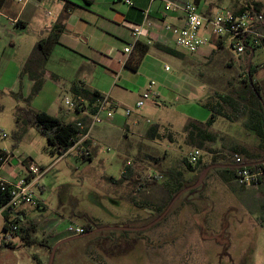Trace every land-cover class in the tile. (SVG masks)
<instances>
[{"label":"rangeland","instance_id":"obj_1","mask_svg":"<svg viewBox=\"0 0 264 264\" xmlns=\"http://www.w3.org/2000/svg\"><path fill=\"white\" fill-rule=\"evenodd\" d=\"M252 3L264 5V0H199L198 6L207 12L218 9L236 11ZM15 4V0H8L6 6L0 9V72L7 65L20 63L19 56L25 49L27 51L32 36L30 31L21 28L16 31L11 23L13 13L9 6ZM208 48L213 50L215 47L211 45ZM172 49L184 54L185 58L178 59L151 48L145 66L138 72L139 81L136 84L145 91L148 84L154 82L152 92L158 96L161 94L159 91L163 92L159 99L152 95L139 113L147 115L154 124L172 125L175 142L171 144L166 140L155 146L159 148L161 157L166 151L168 154L160 162L161 167L167 169L172 165L178 170L184 168L176 161L192 149L182 144L186 120L205 122L210 114L201 106V102L213 92L224 90L227 82L242 76L244 62L233 55L226 45L222 52L214 55L209 52L204 57H199V53L188 54L174 44ZM251 64L262 66L264 71L263 49H255ZM166 66L169 71H165ZM10 72L6 71L0 88L3 84L9 87L11 80L18 81L19 74L16 77ZM260 76H263L262 72ZM169 78L178 85L181 93L190 92L188 97L178 95L174 103H163L165 81ZM28 84L24 78L17 86L16 82L12 84V90L5 88L0 92V150L12 153V158L16 157L18 164L14 167L22 173L26 164L46 170L39 182L42 195H39V189L36 192L45 210L34 206L21 208L26 210L28 219L38 224L32 237L53 245L51 237L56 231L68 234L69 226L86 228L92 223L98 228L140 229L153 222L157 218L155 209L136 208L125 198V194L134 191L131 189L136 177L126 184H112L109 181L120 180L128 163L134 166L139 144L144 143L142 139L136 134L128 133L125 136L120 128L104 122L91 130V161L80 160L76 150L65 156L51 154L46 139L34 128L28 127L24 131L16 128L14 113L26 108L27 104L13 98L10 93L19 92L24 98L29 93ZM121 84L122 81L117 82L118 87ZM118 87L114 91L116 96L126 106L133 107L136 95L125 93ZM42 92L39 98H33L35 104L32 106H48L52 89L45 84ZM54 97L53 113L62 118L69 111L64 104L65 99H72L67 85L61 86ZM154 100L157 107L152 105ZM69 112L71 119L76 117V113ZM132 118L130 115L128 120ZM212 128L221 134L217 142L211 145L216 150H228L235 144V139L226 136L231 129L237 131L234 137L240 135L245 140L256 141L253 135H246L248 133L241 123L217 119ZM3 134L4 138L1 137ZM144 144L150 147L149 141ZM201 155L203 161H209L208 154L201 151ZM203 182L206 186L203 196L200 197L196 191L186 192L175 200L165 219L150 228L139 231L105 230L84 236L61 245L53 264H264V198H261L264 190L250 187L242 192L234 184L222 185L218 179L212 180L211 177ZM163 183L151 192L159 194ZM158 200L154 199V202ZM53 221L61 222L57 230H47ZM3 224L4 218L0 216V246L3 241L10 242L5 249L0 247V264H37L35 258L47 264V250L37 244L25 246L21 238L5 233ZM19 226H23V230L29 227L24 221Z\"/></svg>","mask_w":264,"mask_h":264},{"label":"crops","instance_id":"obj_2","mask_svg":"<svg viewBox=\"0 0 264 264\" xmlns=\"http://www.w3.org/2000/svg\"><path fill=\"white\" fill-rule=\"evenodd\" d=\"M7 1L8 0L4 1V3L0 6V9L3 6H6ZM15 1V5L9 6V10H11L13 13V18L10 19V21L12 24H14L16 31H19L18 29L21 28L30 31L32 36L30 41L28 42L29 47L27 51L25 49L19 56L20 63L7 65V67L5 68L6 70L4 69L2 72H0V84L1 82H3V78L5 77L7 70H11L10 73H14L17 77L31 50L41 38L46 37L53 29H58L60 27L63 28L62 32L59 35L58 43L53 47L47 65L45 66L43 74V85L39 92L33 97L35 99L39 98L43 93V86L46 84L52 89V99L50 100L48 106L44 108H38L32 106L33 104H35L33 101L34 99L32 98V104L30 107H32L35 111L46 112L53 117L68 122H75L83 115L76 114V117L71 119V113L69 112L70 110L68 112H65L62 118L57 117L53 113L52 105L55 99L54 95L57 96V90L61 86H64L66 84L68 90L70 91L71 84L74 81H78L81 82L87 89L96 91L102 96H108L109 99L117 106L132 108L126 106L125 102H121L114 93L115 89H117L118 87L117 82L122 81L121 86L118 87L119 89L123 90L125 93L136 95V100L134 101L136 102L145 89L138 87L136 84L139 81L138 72L142 69V67L145 66L146 59L149 57L151 48H154V44L172 48V44H174L172 38L165 33L163 26L165 24H170L177 27H183L184 25L182 13L164 12L162 5L155 2L151 7L150 12V18L155 23L154 28L149 32L148 35L141 37L137 42L138 45H147V52L143 56L138 69L136 71H131L125 66V63L127 61L134 62L140 51L139 49L135 48L129 55L123 52L124 47L127 44L133 42L129 31L126 28V25L129 23H141L142 11H144L148 7V0H132V7H127L126 5H124V0ZM169 1L177 5H182L188 0ZM211 45H214L215 47L214 40L210 45H207V47L204 46V49L201 48L198 51L199 54H197L199 55V57L206 56L207 53H211L216 48L215 47L213 50H211V48H208V46ZM254 68L256 70L254 76L255 79L264 84V71L262 66L254 65ZM261 72L263 76H260ZM24 78L28 80V85L30 87L29 93H27L24 97L26 98L31 93L33 82L30 81L27 77H23L21 81H23ZM21 81H19V79L18 81L11 80L9 87H7L6 84L2 83L3 87L0 88L2 89L0 92L5 91V88H9L8 90H12V88H14L11 87L12 84L16 82L17 86V84H19V82L21 83ZM164 90L166 93L163 94V103H165V101L174 103L178 98V95L188 97V95L190 94V92H188L187 94L181 93L180 90H178V85H176L175 82L170 78L165 81ZM160 92L161 94L163 93L162 91H159L158 93L160 94ZM160 96H158L157 98L159 99ZM155 101L156 100L153 101L152 105L157 107L158 104H156ZM120 108L115 113L113 119L107 122L120 128L125 136L128 133L132 135L136 134L142 139V142L145 143L146 141L147 143L149 141L150 143V147H147L144 143L139 144L136 156L137 161L134 164L137 181L142 179L141 185L138 186V198L156 205L162 204L164 202L163 199L166 198L167 195V192L164 191V188L161 186L159 194L152 193L151 190H155L158 187L160 188L159 185L162 183V181H164L163 184L169 181L168 176L170 175L168 174H171L172 176L177 174L178 172L182 173V179L179 182L177 181L175 184H181L183 188L177 194L185 190V192H183L179 197L183 196L188 191L190 192L192 190H195L189 188L195 185L198 178L194 183L192 181L195 179V177L199 176L205 168L201 172L195 170L188 171L184 169L177 170L176 166L172 167V165H169L167 169H163V167H161L160 165V162L163 160V157H167L168 154L166 151L164 152L163 157H161V152L159 151V148L155 146V144L164 142L166 140L169 141L168 138L170 135H166L167 139L163 141H150L147 137V130L151 125H154L152 120L149 119L147 115L139 113V109L133 111L135 112V114L132 112L131 115L133 116V118L129 121L128 119L130 116L125 117ZM188 120L199 122L195 119H187L186 122ZM159 125L168 127L171 131H173L171 127L172 125L169 123H159ZM91 130L92 128L89 130L86 139L89 140L92 147ZM211 131L216 133L219 139L221 135L219 134V131H214L213 128L211 129ZM236 133L237 131L231 129L228 135L224 133L222 134L235 139V144L246 148L248 151H253L254 147L257 145V140H245L243 137H240V135L239 137L235 136L237 138L236 139L233 136L234 134L236 135ZM246 135L251 136L250 134ZM183 136L184 135L181 136L182 141L184 138ZM249 144H252V146H249ZM191 151L192 149H189L182 157V159L176 161V164L182 165L181 162L183 158H188V154ZM17 164L18 160L15 156H13V158H9V161L1 166L0 175L6 180H14L23 172L19 171L17 167H14ZM243 164L244 166L249 168L259 165L256 163L251 164L248 161L244 162V160ZM127 165H129V163ZM231 166H233V164ZM213 170L215 169L209 170L204 180H207L210 177L212 178V180L218 179V177L212 172ZM148 176H154L155 178L154 183L151 185H145V179ZM203 183L200 187L196 188L198 189L196 192H198V195L200 197L203 196L202 190L204 189V187H206L205 185L203 186ZM232 184L237 186L233 181ZM253 188L264 190V180L258 185L252 187V189ZM239 189L243 192L247 191L246 189L248 188ZM162 192H164L163 195ZM261 198H264V196H262ZM154 199H159L157 201L158 203L154 202ZM41 205L44 207L43 203H41ZM260 208L263 207L261 206ZM60 223L61 222L58 223L57 221L51 222L47 230L56 231L58 224ZM89 225L98 228V225L92 223H89ZM79 228L85 229L84 227ZM68 237L69 235L66 232L56 231L53 237H51V242L55 244L60 240ZM47 244H49V242H47Z\"/></svg>","mask_w":264,"mask_h":264},{"label":"trees","instance_id":"obj_3","mask_svg":"<svg viewBox=\"0 0 264 264\" xmlns=\"http://www.w3.org/2000/svg\"><path fill=\"white\" fill-rule=\"evenodd\" d=\"M5 0H0V6ZM196 4L199 0L194 1ZM253 10L257 13L262 14L264 18V5L258 3H252L245 7H240L235 13L243 10ZM63 28L53 29L46 37L41 38L37 44L31 50L27 60L25 61L22 69L19 73V81L23 77H27L33 82L31 93L28 97L22 98L19 92L10 93V95L15 98L22 100L27 104L24 109L17 110L14 113V120L16 128L18 131L21 129L24 131L28 127L34 128L41 136L46 139L47 144L51 147V154L57 153L60 156H64L70 153L72 150H76L77 157L82 161H91L92 154L90 152L91 143L88 139L81 140L86 136L90 130L89 125L91 118L88 115H83L75 122H68L62 119H58L49 115L46 112L35 111L30 108V101L39 92L43 83V74L45 66L51 55L53 47L58 43L59 35ZM264 45V43H263ZM159 51H162L168 55L174 56L178 59H184L185 55L172 49L161 45H153ZM215 49L211 52L212 55L220 53L224 50V46L217 41L215 43ZM135 48L139 49L137 58L134 62L127 61L125 66L131 71H136L138 66L146 54L148 46L136 44ZM250 58V53L246 52L243 56L238 57L244 62V74L239 76L237 79H233L232 82H227V86L222 91L213 92L204 101L201 102V106L205 108L210 116L205 122H197L194 120H188L183 127V141L182 144L193 149L200 151V155L194 164H191L188 158H183L182 166L184 170L188 171H198L201 172L204 168L210 165H232L233 156L235 154L241 156L244 162L258 163L264 161V84L255 79L256 70L254 66L249 64V74L247 73L248 61ZM251 78V82L249 81ZM70 94L72 99L81 98L83 99L87 107L89 108V113L93 114L95 112V107L97 102L102 99V95L96 91H91L87 89L81 82L74 81L70 87ZM77 110L75 113H78ZM217 119L225 120L229 123H241L242 128L250 135H253L257 140V145L254 147L253 151H248L246 148L234 144L228 150L225 148H220L216 150L211 147L212 144L216 143L218 140V135L211 131L213 125ZM77 124L81 125V128ZM175 132L171 131L168 127L161 126L159 124L151 125L147 130V137L150 141H163L166 135L169 136V143H174L175 139L173 134ZM201 151L210 156L209 161H203V156ZM225 151L227 153H225ZM87 152V155L84 153ZM12 157V153L0 150V158L9 159ZM230 157V159H229ZM137 159V158H136ZM206 162V163H205ZM25 164V163H24ZM264 166V164H262ZM30 166L26 164L25 168ZM261 165H256L251 168H255ZM44 170L43 168H40ZM214 175L218 177V180L223 185H231L234 178V169H215L212 171ZM169 181L162 185L164 191L167 192L166 198L162 204L156 205L146 200H141L136 197L138 192V186L141 185V180L133 184L134 188L129 193L125 194L126 200L129 204L136 208H151L155 209L157 212V217L160 216L164 210L169 205L170 201L174 196L183 188L181 184L176 185L175 183L181 181L182 173L178 172L175 175L168 174ZM136 177L135 167L131 164L124 166V171L121 173L120 180L110 179L112 184H126L127 182L134 181ZM198 178L192 181L193 183ZM154 176H148L145 179V185H151L154 183ZM167 184V185H166ZM170 185V186H168ZM204 186V183H203ZM243 188V187H239ZM195 190L189 192L193 193ZM204 191V190H202ZM8 202V196L5 193H0V207H3ZM38 209L44 210V207L40 204ZM4 224L3 231L5 233L14 234V236L21 238L25 246L39 245L50 253L52 246L46 244L43 240H37L32 237V233L36 232L38 224L36 221L27 218V212L24 209H18L15 211L6 210L3 213ZM165 219V218H164ZM24 221L29 225L27 230H23V226H19L20 222ZM13 225L16 227L14 232H8V225ZM23 228V229H22ZM96 228L88 225L85 228L86 232H89ZM8 241H10L8 239ZM10 242H2V248H7ZM37 264H42L38 261Z\"/></svg>","mask_w":264,"mask_h":264},{"label":"built area","instance_id":"obj_4","mask_svg":"<svg viewBox=\"0 0 264 264\" xmlns=\"http://www.w3.org/2000/svg\"><path fill=\"white\" fill-rule=\"evenodd\" d=\"M148 1V7L142 11L141 23H129L126 25L133 42L124 47L123 52L125 54L129 55L135 49L138 40L153 30L155 23L150 18V12L155 2L162 5L164 12L182 13L183 27L165 24L163 29L172 38L174 45L188 54H197L201 48L210 45L213 40L214 44L219 41L222 46L226 45L229 51L237 58L249 52L248 48H252L253 51L256 48L264 50V18L262 14L253 10L248 9L235 13L225 9H218L216 12H207L200 9L195 2L187 1L182 5H177L169 0ZM123 4L127 7L133 6L132 0H124ZM165 71H169L167 66L165 67ZM154 85V82L148 84L147 89L142 92L140 98L132 108L122 107L121 109L108 96H102V99L94 106L95 112L93 114L89 113L86 102L81 98H66L64 104L70 111L76 112L79 110V114L90 116L91 122L89 128L91 129L95 125L113 119L119 108L125 117L130 116L134 110H139L152 95H155L152 92ZM155 96L158 97L157 95ZM77 125L81 128L80 124ZM86 136L81 140L86 139ZM1 137L4 138L5 135L3 134ZM84 154L87 155V152ZM199 155L200 151L193 149L188 154L189 162L194 164ZM8 161L9 159L0 158V168ZM232 164L235 166L233 182L238 187L250 188L264 180L263 165L255 168L246 167L243 164L241 156L237 154L233 156ZM45 172V169L42 170L37 166L30 165L25 168L24 173L14 180H6L0 175V193H5L8 196L7 204L0 207V216L3 215L4 211L9 209L15 211L25 206L39 207L42 201L39 197V199L37 198L36 192L39 189V195H42L40 191L42 187H39V182ZM15 230V226L8 225L9 233ZM67 232L69 236L84 234L82 228H73L71 226L68 227Z\"/></svg>","mask_w":264,"mask_h":264},{"label":"water","instance_id":"obj_5","mask_svg":"<svg viewBox=\"0 0 264 264\" xmlns=\"http://www.w3.org/2000/svg\"><path fill=\"white\" fill-rule=\"evenodd\" d=\"M248 51L250 53V58H249V61H248V69H247V73L249 74V64L251 63V59L253 57V54H254V51L252 48H248ZM249 81L251 82V78H249ZM264 108V106H263ZM256 164H259V165H262L264 164V161L262 162H258ZM211 169H235V166H227V165H212V166H209L207 168H205L201 173L200 175L198 176V179H197V182L195 183V185H193L192 187H190L189 189H196L198 187L201 186L206 174L209 172V170ZM185 192V190H183L182 192H180L179 194H177L173 199L172 201L170 202V204L167 206V208L164 210V212L158 217L156 218L153 222H151L150 224H148L146 227L144 228H140V229H131V228H94L93 230L89 231L88 233L86 234H83V235H78V236H72V237H68V238H65L63 240H60L59 242L55 243L51 250H50V253H49V257H48V261H47V264H53L54 262V259H55V255H56V252H57V249L63 245V244H66V243H69V242H73V241H76L84 236H87V235H93L95 233H98V232H102V231H105V230H122V231H130V230H134V231H139V230H145L147 228H150L151 226L157 224L158 222H160L162 219L165 218V216L167 215V213L169 212L171 206L173 205V203L175 202V200L183 193Z\"/></svg>","mask_w":264,"mask_h":264},{"label":"flooded vegetation","instance_id":"obj_6","mask_svg":"<svg viewBox=\"0 0 264 264\" xmlns=\"http://www.w3.org/2000/svg\"><path fill=\"white\" fill-rule=\"evenodd\" d=\"M197 190H198V189H195V191H197ZM192 191H193V190H192ZM190 192H191V191H190ZM158 217H159V216H158ZM158 217H157V218H158ZM162 220H163V219H162ZM82 229H83V228H82ZM83 230H84V234H85V229H83ZM86 233H88V232H86Z\"/></svg>","mask_w":264,"mask_h":264}]
</instances>
